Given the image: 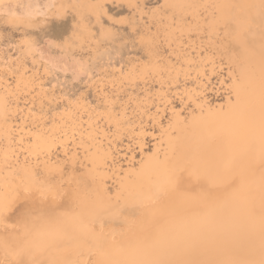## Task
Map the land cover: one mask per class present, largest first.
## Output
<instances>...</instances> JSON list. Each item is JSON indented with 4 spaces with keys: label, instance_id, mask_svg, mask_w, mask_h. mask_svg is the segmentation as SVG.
<instances>
[{
    "label": "bare ground",
    "instance_id": "6f19581e",
    "mask_svg": "<svg viewBox=\"0 0 264 264\" xmlns=\"http://www.w3.org/2000/svg\"><path fill=\"white\" fill-rule=\"evenodd\" d=\"M11 1L18 2L0 0V11ZM56 1L64 14L71 8L87 22L63 43L74 58L92 51L96 59L111 61L121 53L120 38L109 36L105 25L112 5L121 2L133 18L149 20L140 31L130 29L140 35L136 44L142 55L139 65L121 71L124 80L132 86L194 80L201 88L208 70L227 65L228 102L199 101L202 92L184 83L197 109L189 118L173 112L154 153L148 155L142 143L144 158L136 162L131 156L133 167L126 171L116 162L108 135L112 127L121 134L123 125H132L126 108L119 111L115 102L105 101L96 118L89 104L79 114L78 106L64 103L62 109L53 100L43 104L44 98V117L17 125L12 106H22L21 90L31 94L33 77H22L26 80L17 86L23 88L16 90L4 84L0 264H264V0H157L161 6L154 11L146 9L153 0H47L45 7ZM41 11L39 3L28 1L10 21L28 32ZM25 44L28 54L38 52L32 41ZM102 46L107 51L97 54ZM163 106L154 118L159 125L167 111ZM22 111L30 117L31 108ZM77 137L84 160L67 177L54 161L55 150L62 145L66 151Z\"/></svg>",
    "mask_w": 264,
    "mask_h": 264
},
{
    "label": "rangeland",
    "instance_id": "374dc122",
    "mask_svg": "<svg viewBox=\"0 0 264 264\" xmlns=\"http://www.w3.org/2000/svg\"><path fill=\"white\" fill-rule=\"evenodd\" d=\"M22 1L16 0V2L18 3V4L15 3L16 5L13 4L14 1H11V3L10 2L8 3L9 5L7 4L6 6L2 7L1 8L2 10L0 11V57H1L0 77L2 78L0 79L1 80L0 88L4 90L3 85L9 83L11 84V88H13L14 90H16L17 88L20 89L23 88V86L22 87H18V86L24 80H26L22 77L25 76V78H30V79L32 77L34 78L31 79L32 80L31 94L26 92V90L20 91L21 93H23L22 96L23 98L21 101L22 106L26 110L28 109V107L31 108V111L29 112L30 117L25 116V113L22 111V106L18 107L16 104H13L12 106L13 110L16 111V113H14V111L12 110V114H15L17 116V125L25 124L24 126H29V124L31 123H37L36 119H39L38 118L39 115H40L39 116L40 119L44 117V114H42L43 113L42 108L40 107L43 106L42 103L44 104L47 101H49L47 102V104L56 103L60 108L78 106L79 110L77 109V111L79 114H82L81 111L83 110L85 111L86 107H88L89 104V107L91 106L92 108L88 107L87 110L89 109L91 111L92 117H96V118L101 116L99 114L102 113V109L104 108L105 105V103L103 102L106 101V105L108 104V102H115L116 103L115 105L118 107L119 111L124 110L126 108V112H128V114L131 115L130 119L133 121L130 122L132 123V125L130 124H126L125 126L123 125V129L124 128L125 129L124 130L122 129L123 131L121 130V134H118L117 133L118 131H116L114 127H112V129H109L110 132L108 133V135H110L109 136L110 139L113 140L112 146L113 147L115 146L114 154L116 157V162L121 164L123 163L122 164L124 168L123 170L126 169L129 170L130 168L133 167V161L138 162L144 158V154H142L140 147L142 143H144L145 145L144 148L146 149L148 155L154 153L157 145L162 141V138L164 136L163 130L166 129L168 130V128L170 127L169 126L170 123H172L173 112L179 111L184 116L189 118L192 115V113L195 112V110L197 109V103L195 102V100L191 98L189 93L185 92L186 86L183 85L184 83L187 85L192 84L195 87H197L200 92H202L197 99L199 101L201 100L199 98H203L204 100L206 99L207 101L212 102L217 106L226 105L228 102V96H229L228 84L231 83V71L227 65H222L221 68H219L214 72L208 70L209 76L204 80V86L201 88H200V84L194 82V80H188L182 83L178 82L176 85L169 84L170 86L163 83L160 84V82H158L156 79L153 81L152 80L148 81L147 86H144L143 84H139L138 86H132L131 84H129L128 80L126 79L124 80L125 76L121 73V71L123 70L127 71L130 70L133 65H139L142 55V53L138 51V47H137V44L140 40V35L139 34H138L139 36L136 35L130 29L136 27L135 29L137 31L138 30L140 31L141 29H143L142 25L144 23H146L147 25V22L149 21L147 18H144V20L141 21V19H139L138 16L136 19L133 18L132 13L124 3L119 2L112 5V11L110 13L111 17H107L106 18L107 21L105 22L106 27L109 29V33H110L109 36H111L112 34L111 37L120 38V45L122 44L121 53H117V55L114 56L116 58H112V60L110 61V59L107 58L96 59V57H94V55L96 56V54L93 52L94 53L93 55L92 51L78 58H74L73 56L69 55L66 52L65 50L66 48L64 47L65 44L63 43L64 42L66 43V41H68L67 39H70V37L72 36V30L77 28L78 26L83 25V23L87 24V22H84L83 20L76 17V12L73 9L68 8L67 9L68 13L64 14L63 9L65 7L63 6L64 7L63 8L62 6H60L58 1H56L55 2L56 5H53L50 9L45 7L46 5L45 1L47 0L44 1L22 0ZM28 1L29 3L32 2V4L39 3L40 9L43 11H41V13L36 17V23H37L36 26L31 28L30 31L27 32L26 30H24V28L13 24L10 21V18L17 15L19 11H22L24 7V3H28ZM100 1L101 0H95V2H100ZM156 1L157 0H153L150 4H148L146 9L148 11H154L158 9L161 6V4ZM42 3L44 4L42 5ZM7 7L9 8L10 11L8 10ZM4 8L6 9L4 10ZM21 13L23 12H20L18 15H21ZM152 26L153 25L150 26L152 32L156 33V29ZM58 27L64 28L65 31L61 33L60 31L61 28L59 29ZM32 29L34 30L32 31ZM25 34H27V36H25ZM29 36L34 38L31 39ZM27 40L32 41V44L34 43L33 45L35 46L36 49H38V52L36 51V53H34L35 55L28 54V47L25 44V41ZM134 46L136 47V49ZM107 49H108L107 47L102 46V48L97 54H100L101 52L103 53L104 51H107ZM39 50H41V52ZM123 51L124 53H122ZM77 59L80 60L79 62H82L83 64L78 65L79 62L77 61ZM53 61L55 62L52 63ZM26 62L28 63V67H26L27 66ZM125 62L127 63L128 66L126 65ZM135 62H137L138 64ZM74 63L75 64L77 63L76 66ZM92 63H94L95 65ZM67 64H70L68 65L69 67L67 66ZM114 65L116 66L117 70ZM119 67L120 69H118ZM126 67H129V69ZM80 73L81 75H79ZM6 80H8V82H6ZM42 81L44 82V84ZM37 83L39 84V86ZM160 85L162 86V88ZM120 86H121V90L119 89ZM53 95L55 97L52 98ZM136 98L139 99L137 100ZM51 100H53L54 102ZM83 100L85 101V103L83 102ZM99 101L100 103H103V105L98 104ZM31 103L34 105V108H32L33 105ZM64 103L66 104V107ZM118 103L120 104V106H118L119 105ZM126 103H129V105L127 106L128 108L126 107L127 105ZM99 105H102L103 107L100 108ZM163 105L166 106L167 111L164 117L161 119L162 120L161 125H159L154 120V118L158 115V113H160L161 108L164 107ZM119 107L122 108L119 109ZM80 108H82L83 110ZM96 109H98L97 114H96ZM85 119L86 120L89 119L88 116ZM129 125L131 126V128ZM142 126L144 127V130H146L145 133H143L144 131L141 130ZM132 128L135 129L134 133H132ZM72 140L73 139L69 140L68 149L66 151L62 145H59L55 150L54 161L57 162L58 165H63L64 169L67 172V177L72 176L74 171H78V167L80 166L81 161L84 160L83 142H81V139L78 137L75 138L73 141ZM81 145L83 146L81 147ZM128 146H129V151L126 150ZM125 153L127 154V156ZM74 155H76L77 157ZM131 156L134 157L133 161H131L132 159ZM73 157L75 158L73 159ZM72 160L76 161V164H74ZM76 173L79 174L78 172Z\"/></svg>",
    "mask_w": 264,
    "mask_h": 264
}]
</instances>
